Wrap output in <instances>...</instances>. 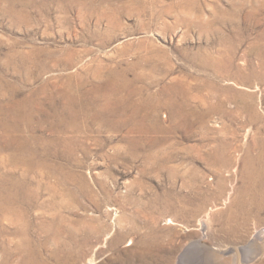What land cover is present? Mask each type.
<instances>
[{
    "label": "rangeland",
    "instance_id": "rangeland-1",
    "mask_svg": "<svg viewBox=\"0 0 264 264\" xmlns=\"http://www.w3.org/2000/svg\"><path fill=\"white\" fill-rule=\"evenodd\" d=\"M263 149L264 0H0V264H264Z\"/></svg>",
    "mask_w": 264,
    "mask_h": 264
},
{
    "label": "bare ground",
    "instance_id": "bare-ground-1",
    "mask_svg": "<svg viewBox=\"0 0 264 264\" xmlns=\"http://www.w3.org/2000/svg\"><path fill=\"white\" fill-rule=\"evenodd\" d=\"M143 12V11H142ZM112 79V78H111ZM116 79V77H115ZM121 80V79H120ZM120 82V81H119ZM122 82V80H121ZM124 85L128 83L126 81ZM117 84V83H115ZM122 84V83H121ZM102 85V84H101ZM112 85V84H111ZM70 86V85H69ZM119 86V85H118ZM120 88V87H119ZM72 89V88H71ZM108 89V88H107ZM65 91V90H64ZM116 92V91H115ZM118 92V91H117ZM105 93V92H104ZM122 93V92H121ZM62 94V93H61ZM66 94V93H65ZM45 95V94H44ZM67 95V94H66ZM79 95V94H78ZM125 96V95H124ZM153 97V96H152ZM70 98V97H68ZM80 98V97H78ZM71 99V98H70ZM77 100V99H76ZM170 101V100H169ZM78 103V102H77ZM172 104V100L169 102ZM68 107V106H67ZM70 107V105H69ZM65 108V107H64ZM106 108V107H105ZM69 109V108H68ZM71 109V108H70ZM38 114V113H37ZM69 115L73 116L74 114L68 113ZM96 115V114H95ZM84 123V122H83ZM4 130V129H3ZM2 141V140H1ZM48 141V140H47ZM71 149V148H70ZM257 158L250 157L246 166L245 171V178H246V186L244 194L248 196V199L245 200L243 203V208L246 215V220L248 221V216L252 209H257L258 211L264 210V149L260 152ZM246 161V160H245ZM238 206V205H237ZM243 210V209H242ZM254 211V210H253ZM254 213V212H253ZM251 215V214H250ZM234 221L237 220L236 215H233ZM239 216V215H238ZM232 231V230H231ZM256 238V237H255ZM254 238V239H255ZM257 240H250L248 246H240V248H236L237 252L242 254L243 260L247 257V250H250L251 247L253 248L256 245ZM196 244V243H195ZM199 244V243H198ZM194 246V244H193ZM201 247L204 245H200ZM257 247V246H256ZM188 249V248H187ZM232 251V252H231ZM221 252L216 254L217 252H212V257H215L216 263L218 264H240L242 261L241 258L234 250ZM230 252V253H229ZM215 253V254H214ZM229 253V254H228ZM225 254H228L227 256ZM225 255V256H224ZM210 264V263H209ZM212 264V263H211Z\"/></svg>",
    "mask_w": 264,
    "mask_h": 264
}]
</instances>
